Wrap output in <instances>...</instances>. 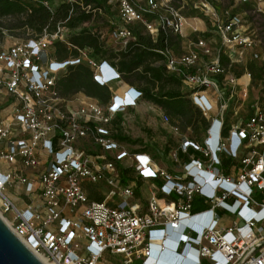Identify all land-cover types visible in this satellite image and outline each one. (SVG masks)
<instances>
[{"label":"built area","instance_id":"obj_1","mask_svg":"<svg viewBox=\"0 0 264 264\" xmlns=\"http://www.w3.org/2000/svg\"><path fill=\"white\" fill-rule=\"evenodd\" d=\"M27 1L49 5V0ZM111 1L123 25L141 24L152 39L162 31L185 44L180 55L172 49L161 54L166 73L181 79L209 123L203 143L180 138L172 155L182 167L176 173L160 168L147 153L129 152L114 138L112 124L137 106L139 91L127 86L102 104L82 94L66 100L56 87L69 66L84 63L93 81L111 90L123 80L114 67L94 60L88 50L56 59L50 47L64 42L63 26L15 43L0 51V93L11 100L0 117V164L8 171L0 172V208L12 213L5 218L10 229L50 264H113L105 257H117L122 264H202L203 259L208 264H264V102L256 96L242 110L245 116L226 123L231 101L239 99L237 116L247 100L249 62L260 59L246 20L228 12L220 16L208 0H197L211 24L207 30L173 0ZM237 2L264 7V0ZM110 38L122 48L135 40L125 27L113 28ZM190 148L200 156L190 154ZM221 154L237 163L236 176L218 169ZM122 169L152 183L145 204L134 197V185L122 180ZM23 170L34 177L28 179ZM14 180L33 200L43 202L44 217L35 206L18 210L5 196ZM90 192L102 199H92ZM195 197L208 205L205 210L192 213ZM219 208L237 223L222 228Z\"/></svg>","mask_w":264,"mask_h":264},{"label":"trees","instance_id":"obj_2","mask_svg":"<svg viewBox=\"0 0 264 264\" xmlns=\"http://www.w3.org/2000/svg\"><path fill=\"white\" fill-rule=\"evenodd\" d=\"M109 9L102 0H81L79 3L63 0L56 7L52 6L51 0L48 6L27 0H0V20L15 19V27L29 30L34 39L45 33L52 34L58 26L65 27L68 32L64 42H55L50 47V52L56 59L73 58L78 56V50H88L94 60L104 61L114 67L128 87L141 93V100L159 107L170 120L181 119L183 129L190 127L196 131L198 124L207 128L209 123L188 98L190 92H182L181 79L166 73L165 59L161 52L166 49L173 50L174 41L177 39L162 31L152 39L147 33L132 30L135 40L128 42L124 48L114 50L107 47L100 40L96 29L89 28L86 24L98 21L100 15L109 14ZM248 70L254 80H260L264 73V68H258L255 64H248ZM92 74V70L84 63L69 66L56 81L59 95L65 98L82 94L105 104L111 97L109 89L97 85ZM114 138L124 140L117 135ZM189 153L195 154L196 158L200 156L192 148ZM230 160H222L218 169L223 173L233 170L235 161ZM129 173V169H122L123 181ZM90 197L96 201L102 199L93 192H90ZM191 206L192 212H198L208 205L195 197ZM217 213L221 216L227 212L219 208Z\"/></svg>","mask_w":264,"mask_h":264},{"label":"rangeland","instance_id":"obj_3","mask_svg":"<svg viewBox=\"0 0 264 264\" xmlns=\"http://www.w3.org/2000/svg\"><path fill=\"white\" fill-rule=\"evenodd\" d=\"M61 1L63 0H51L53 7H56ZM102 1L106 7L110 8V13L107 15H100L98 21L86 25L89 28L96 29L100 36V40L104 42L107 47L110 46L114 50L122 49L120 43L115 42L110 38V32L113 28L125 27L130 30H137L148 34L146 28L141 24L123 25L118 18L115 4L111 0ZM136 1L142 3L145 2V0ZM181 4H184L183 13L185 16L197 18L199 21L203 22L201 23V27L204 26L207 30H212L211 24L206 19V10L203 7L197 8L199 6L197 0H173V5L175 7H179ZM208 4L210 7L214 8L215 12L220 16H224L227 12L243 16L249 26L253 38L255 39V51L260 56L258 61L248 62L249 64H255L258 68H264V7L260 10L253 4H240L237 0H208ZM0 24V51L7 50L15 43L25 42L33 38L32 33L29 30L16 28L15 26L17 23L13 18L1 19ZM152 25L155 26V23L152 22ZM66 35L67 31L63 33V38H66ZM190 40L194 42L196 36L191 35ZM173 45V51L175 54L180 55L184 52L185 48L183 49L182 47H185V44H181V41L175 40ZM247 60H249L248 55ZM234 73L240 74L241 71L235 69ZM126 87L127 84L124 80L116 86H111V90L109 89L110 96L113 92L119 93ZM181 90L184 93H187L188 91L183 84ZM247 95V100L245 101L243 108L239 109L237 116H235L233 112L240 104L239 99L235 97L231 101L230 107L226 112V123L234 122L245 116V112L242 110H246V107L250 106L256 96L264 102V73L260 80H254L251 73V82ZM75 97L76 94L65 97V99L73 100ZM188 98L190 99V95H188ZM10 103L11 100L9 96L0 93V117H2L4 112L9 110ZM112 128L114 136L117 135L124 138V140H116L129 152L147 153L155 160L160 168L172 173L177 170L176 163L172 160V155L178 150L180 138L186 137L198 145H202L206 131L205 126L201 124H198L196 131L190 127L183 129V121L181 119L170 120L159 107L144 100H141L137 106L127 109L124 113L114 118ZM179 161L183 163L185 160L181 157ZM124 181L134 185V197L140 199L141 202L145 204V201L148 199L147 192L152 183L138 179L135 174L128 175V177L124 178ZM5 195L10 198L13 195V197L20 198V204L22 206L29 202L28 197L20 195L16 188L13 190L7 189ZM1 201L2 199L0 198V205ZM34 205L38 207L41 215L44 217L45 212L43 209V202L37 200ZM0 215L3 218H12L11 211L6 214L3 213V209L1 208ZM105 258L113 264H122V261L117 257L115 258L116 260L107 257Z\"/></svg>","mask_w":264,"mask_h":264},{"label":"water","instance_id":"obj_4","mask_svg":"<svg viewBox=\"0 0 264 264\" xmlns=\"http://www.w3.org/2000/svg\"><path fill=\"white\" fill-rule=\"evenodd\" d=\"M0 264H44L0 216Z\"/></svg>","mask_w":264,"mask_h":264},{"label":"crops","instance_id":"obj_5","mask_svg":"<svg viewBox=\"0 0 264 264\" xmlns=\"http://www.w3.org/2000/svg\"><path fill=\"white\" fill-rule=\"evenodd\" d=\"M55 5V4H54ZM53 6V5H52ZM187 34H190V31H187ZM117 84H115L114 86H116ZM219 158H220V160L222 161V160H224V161H227V158L225 157V156H223V155H219ZM184 160L185 161H187L185 158H184ZM230 161H232V160H230ZM176 168H177V170H175L173 173H176L177 171H181V169H182V167H177V165H176ZM234 169L233 170H231V171H229L228 173H223L222 171V174H224L225 176H236L237 175V173H238V167H237V163L235 162V166L233 167ZM16 171V168H12L11 170H10V172H15ZM0 172L1 173H7L8 171H7V167L5 166V165H3V164H0ZM21 174H23V175H25L28 179H31V178H33L34 177V173L31 171V170H23L22 172H21ZM14 188H16L17 189V191L20 193V195H23V196H27L28 197V200H29V202L28 203H26V204H23V206L20 204V202H21V200H20V198H17V197H9V196H6L10 201H11V203L15 206V208H17L18 210H24V209H26L28 206H35L34 204H35V202L37 201V200H33V198L31 197V196H29L26 192H25V190H24V186L23 185H21V184H19L18 183V181L17 180H14L13 182H12V184H11V186H8V187H6V189H5V191L7 190V189H14ZM5 193V192H4ZM201 201V200H200ZM35 207H37V206H35ZM38 208V207H37ZM206 208H204L203 210H205ZM203 210H200V211H198V212H201V211H203ZM198 212H192V213H198ZM221 218H220V225H221V227L222 228H224V229H226V228H229V227H231L233 224H235V223H237V220H236V218L234 217V216H232L231 214H229V213H223L221 216H220ZM262 225V227L264 228V222L261 224ZM190 255H191V257H189V259L191 260V261H193V257H194V252H190ZM202 264H208V261L207 260H202Z\"/></svg>","mask_w":264,"mask_h":264},{"label":"bare ground","instance_id":"obj_6","mask_svg":"<svg viewBox=\"0 0 264 264\" xmlns=\"http://www.w3.org/2000/svg\"><path fill=\"white\" fill-rule=\"evenodd\" d=\"M1 216V215H0ZM2 217V216H1ZM3 218V217H2ZM4 219V221L6 222V224L9 226V227H11V225L8 223V221H6L5 220V218H3ZM44 264H50V263H47L43 258H41V257H38Z\"/></svg>","mask_w":264,"mask_h":264},{"label":"clouds","instance_id":"obj_7","mask_svg":"<svg viewBox=\"0 0 264 264\" xmlns=\"http://www.w3.org/2000/svg\"><path fill=\"white\" fill-rule=\"evenodd\" d=\"M216 188H217V185L215 186V189H216ZM215 189H214V190H215ZM180 242H181V243H185V242H186V240H185V241H183V240H182V241H180ZM217 264H221V262H220V261H218V262H217Z\"/></svg>","mask_w":264,"mask_h":264}]
</instances>
